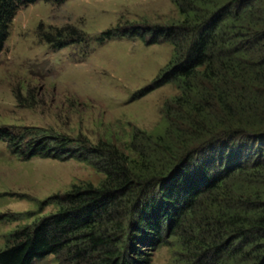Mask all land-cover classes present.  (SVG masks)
Instances as JSON below:
<instances>
[{
	"label": "trees",
	"instance_id": "trees-1",
	"mask_svg": "<svg viewBox=\"0 0 264 264\" xmlns=\"http://www.w3.org/2000/svg\"><path fill=\"white\" fill-rule=\"evenodd\" d=\"M37 1L66 0H0V53L19 8ZM171 2L179 21L132 31L174 48L150 89L180 91L164 106L162 134L135 131L124 151L0 130L15 154L74 158L105 178L50 198L58 212L16 231L0 264L62 254L73 264H152L161 246L175 264H264V0Z\"/></svg>",
	"mask_w": 264,
	"mask_h": 264
},
{
	"label": "rangeland",
	"instance_id": "rangeland-1",
	"mask_svg": "<svg viewBox=\"0 0 264 264\" xmlns=\"http://www.w3.org/2000/svg\"><path fill=\"white\" fill-rule=\"evenodd\" d=\"M180 19L171 0L37 1L20 7L0 53V130L28 140L43 130L80 146L104 142L124 151L135 131L162 134L164 106L180 91L175 84L150 89L174 48L132 31L143 35ZM108 32L112 38L101 41ZM104 179L87 163L27 158L0 139V252L16 231L58 212L55 202L46 203L50 198L75 186L99 187ZM152 254V264H175L169 247ZM34 264L73 263L62 254Z\"/></svg>",
	"mask_w": 264,
	"mask_h": 264
}]
</instances>
